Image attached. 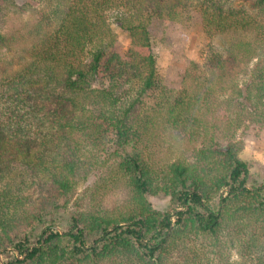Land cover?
<instances>
[{
	"label": "trees",
	"instance_id": "1",
	"mask_svg": "<svg viewBox=\"0 0 264 264\" xmlns=\"http://www.w3.org/2000/svg\"><path fill=\"white\" fill-rule=\"evenodd\" d=\"M162 1L56 0L39 10L30 26L6 33L2 18L21 6L16 0H0V49L19 45L15 69L5 57L0 59V240L7 238L25 253L22 260L7 264H178L170 253L185 240L200 235L218 248L224 239L233 241V232H250L246 252H257L256 264H264V184L249 183L248 165L238 157L243 143L231 139L243 116L264 129V69L251 71L241 86L228 85L234 97L226 100L228 110L211 126L220 133L210 135L193 160L168 158L155 168L141 153L125 149L130 141L148 140L158 127L186 142L194 140L196 131L211 123L204 117L212 104L220 106L212 95L225 89L224 81L253 48L247 40L255 38L264 46V23L246 11H229L224 17L210 13L213 28L239 37L222 51H212L203 63L191 62L182 89L174 93L161 83L147 25L128 14ZM243 1L264 8V0ZM111 22L129 32L128 51L121 49ZM150 95L155 101L146 105ZM112 132L117 148L108 152L103 143ZM84 148L92 149V156L106 152L104 161L97 162L105 170L113 158L127 180L129 194L122 201L128 210L112 214L118 206H97L94 193L89 201V195L77 198L70 228L60 232L50 219L29 246L33 222L42 219L35 210L56 207L58 198L68 201L82 179ZM42 176L51 194L44 202L29 204V212L23 191L40 185L34 180ZM158 192L169 197V209L153 207L148 197ZM26 217V230H7L8 221ZM10 232H16V239Z\"/></svg>",
	"mask_w": 264,
	"mask_h": 264
},
{
	"label": "rangeland",
	"instance_id": "2",
	"mask_svg": "<svg viewBox=\"0 0 264 264\" xmlns=\"http://www.w3.org/2000/svg\"><path fill=\"white\" fill-rule=\"evenodd\" d=\"M16 1L21 6V9L11 8L12 13L1 20V28L6 33L22 26H30L39 10L49 8L56 2V0ZM24 2L27 4L26 8L22 6ZM123 10L124 8H120L119 11ZM243 10L255 17L259 22L264 23V8L258 10L253 8L249 2L243 0H163L160 6L147 4L140 11L128 10V14H131L135 21L140 20L147 25L161 83L166 89L175 93L182 89L184 70L191 62L203 63L212 51H222L230 42L239 37V35H234L233 31L219 32L216 27L213 28L210 19L207 20L210 17V13H214V15L220 13L221 17H224V14L229 11L238 13ZM107 13L111 14L112 10ZM109 20L111 21V19ZM111 28L123 52L128 51L132 46L129 32L121 29L113 22H111ZM247 41L253 44V48L245 56V61L234 71L232 78L224 81L225 89H217L212 95V98H218L217 102H219L220 106L212 104L213 109H209V112L204 117L205 120L208 119L211 123L208 125L205 123L206 128L197 130L194 140L186 142L176 136L175 132L166 131L158 127L150 132L151 135L148 140L145 138L139 141L138 139L130 141L125 147L126 151L133 154L141 153L143 157L148 158L149 163L153 164L155 168L162 165L168 158L172 160L185 156L193 160L194 154L206 145L205 140L210 135L220 133L219 128L211 129V126L216 121V118L219 117L217 115L226 113L228 110V102L226 100L234 97L230 95L228 85L233 83L241 86L245 81H249L251 71L259 68L264 69L263 44L260 40H255V38ZM18 48L19 45L14 46L11 51H5L4 48L0 49V59L5 57V61L14 64L16 61L14 56L17 54L16 50ZM250 53L252 54L249 57ZM15 67L16 64L11 65L12 69H15ZM154 94L157 100L159 93L156 92ZM154 101V95L145 98L146 105H150ZM2 105L3 100L0 99V112ZM238 124L233 130L234 135L231 136V139L232 142L240 141L243 143L241 150L238 152V157L248 165V181L257 185L264 184L263 126L261 127L260 123L251 121L245 116L241 117ZM134 126L140 132L142 131L137 122H134ZM218 139L224 140L225 138H221L219 135ZM116 142V135L113 132L109 133L104 139L103 147L107 148L108 152H111L117 148ZM92 151L89 148L87 150L84 148L81 151V153H84L81 157L87 167L84 168L86 171L77 184L74 193L70 195L69 200L58 198L59 202L56 207L49 206L44 211L35 210L42 219L37 218L33 222V225H35L34 230L31 232L29 246L36 243L38 236L45 230L46 224L50 219H54V226H52L54 229L60 232L67 231L70 228V214L76 211L73 203L77 198H84L89 195L87 198L89 201L91 199L90 194L94 193L96 195V201H94L97 206L109 210L118 206L116 211H114L115 208L113 209L112 214L116 215L120 211L128 210L122 201L129 194L127 193L126 178L121 175V172H118L113 158L108 160L113 165L108 162L106 170V167L104 168L102 164L97 163L99 160L104 161V156L107 155L106 152H97L92 156ZM43 180H45L43 176L41 179L36 178L34 181L40 183V185L34 183V188L24 189L23 191L26 194L25 198L28 199L25 201V205L29 212L32 206L39 202H44L48 198L50 190L45 188V185L49 184L43 182ZM3 185L4 182H0V189H2ZM248 187L250 186L248 185ZM12 188L16 191L15 188L17 187L12 185ZM148 199L157 210H167L170 207L169 197L162 192H158L155 195L150 194ZM15 203V201L9 202L4 207H12ZM29 204L32 206H29ZM181 209L178 208V210ZM17 215H19V211ZM18 219L8 221L10 222L8 231H16L17 228L20 229L21 227V229L26 230L29 227L28 221L30 219L27 217L25 220L20 219L18 221ZM172 221H174L173 217ZM1 228L0 223V239L3 237ZM9 236L12 239H16V232H10ZM249 237L250 232L244 235L233 232L231 237L233 241L229 242L230 240L224 239L221 246L217 248L207 242V240L209 241L207 237L202 238L199 235L192 241L185 240V244L177 246L170 253V257L171 260L176 261L178 264H256L258 253L247 254L244 245ZM24 256L25 253L18 252L7 238H4V242L0 240V264H7L14 259L22 260Z\"/></svg>",
	"mask_w": 264,
	"mask_h": 264
}]
</instances>
